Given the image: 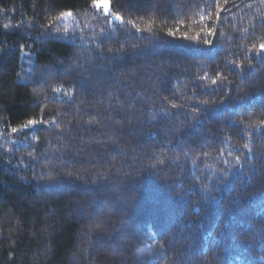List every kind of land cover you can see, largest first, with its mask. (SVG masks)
Listing matches in <instances>:
<instances>
[{
	"label": "trees",
	"instance_id": "16d2710c",
	"mask_svg": "<svg viewBox=\"0 0 264 264\" xmlns=\"http://www.w3.org/2000/svg\"><path fill=\"white\" fill-rule=\"evenodd\" d=\"M109 4L0 0V264H264V0Z\"/></svg>",
	"mask_w": 264,
	"mask_h": 264
},
{
	"label": "snow or ice",
	"instance_id": "6c2138e0",
	"mask_svg": "<svg viewBox=\"0 0 264 264\" xmlns=\"http://www.w3.org/2000/svg\"><path fill=\"white\" fill-rule=\"evenodd\" d=\"M94 7L102 8L106 15L112 14L111 11H110L109 0H94ZM220 11H223V9H219V7H218L217 17H219ZM71 15H72L71 12L62 13V17H64V18L70 17ZM62 17H57L56 19H61ZM116 19H120V17L117 16ZM213 33H214V30H209V34L210 35H212ZM205 43H209V41H205ZM260 48H261V51L264 52V44H262L260 46ZM213 83H216V81L213 80ZM173 107H176V105L173 104ZM28 123L30 125H35L37 123V121L29 120ZM13 131H15V129ZM245 147H247V145ZM237 162L239 163V158H237Z\"/></svg>",
	"mask_w": 264,
	"mask_h": 264
},
{
	"label": "rangeland",
	"instance_id": "374dc122",
	"mask_svg": "<svg viewBox=\"0 0 264 264\" xmlns=\"http://www.w3.org/2000/svg\"><path fill=\"white\" fill-rule=\"evenodd\" d=\"M99 10H101V11H103L104 12V10L102 9V8H98ZM110 11H111V7H110ZM105 13V12H104ZM41 75V74H40ZM47 76H49V79H53V77H52V75L49 73ZM47 80H46V78H45V76H40V83L43 85V83H45ZM47 83V82H46ZM49 84V83H48ZM42 88V87H41ZM41 88H39V89H37V90H35V92H36V94H38V91H40L41 92ZM38 95H40V94H38Z\"/></svg>",
	"mask_w": 264,
	"mask_h": 264
}]
</instances>
